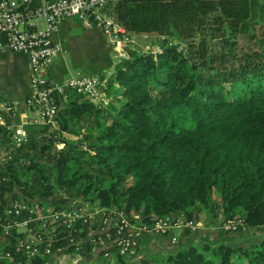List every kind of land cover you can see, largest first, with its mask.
Instances as JSON below:
<instances>
[{"label": "trees", "instance_id": "16d2710c", "mask_svg": "<svg viewBox=\"0 0 264 264\" xmlns=\"http://www.w3.org/2000/svg\"><path fill=\"white\" fill-rule=\"evenodd\" d=\"M106 13L126 35L153 37L159 52L122 59L106 79L105 105L70 95L57 103L56 130L3 148L0 222L16 199L57 209L80 200L143 223L199 214L239 221L221 235L264 226L262 1L118 0ZM86 230L61 231L50 257L72 252L67 237ZM193 234L175 233L174 251L132 261L110 248L98 264H264V239L249 248L180 243ZM6 237L0 264L48 259L28 257L23 234ZM90 247L82 242L79 256Z\"/></svg>", "mask_w": 264, "mask_h": 264}, {"label": "built area", "instance_id": "2783aa9c", "mask_svg": "<svg viewBox=\"0 0 264 264\" xmlns=\"http://www.w3.org/2000/svg\"><path fill=\"white\" fill-rule=\"evenodd\" d=\"M116 1L118 0H0V50L26 56L30 95L24 99L25 106L28 110L37 112L40 123L45 127L57 129L54 121L57 103L67 100L70 95L81 97L95 106L105 105L108 101L103 89L107 79L106 72L100 76H89L76 71L59 82L48 83L44 80L48 67L57 56L66 53L52 40L63 21L74 18L84 25L98 26L113 50L121 52L136 49L138 54L146 53L138 50L135 37L126 35L106 13L107 7ZM261 1L264 4V0ZM180 49L181 46L178 47ZM148 52L155 54L159 49L153 45ZM20 130L21 128L14 130L11 135L14 146L25 140L26 134ZM4 156L7 153L0 151V162ZM76 201L78 200L58 209L34 201H10L0 222V245H4L5 236L8 238L11 232L16 236L23 234L24 253L30 258L41 259L51 255L52 241L60 239L61 231L77 237L86 227V234L82 238L77 240L74 236L67 237L73 251L77 253L81 249V243L87 242L91 246L90 250L101 249L102 257L109 256L110 248L123 256L136 249L140 236L148 234L162 237L169 232L178 234L184 230L194 231L197 226L196 222L182 217L155 218L149 223H143L137 215L127 219L115 210L97 207L84 210L81 204H75ZM97 213L103 220L99 226H96ZM238 223L233 218L226 225L231 227L229 229H234ZM175 241L174 236L170 242ZM4 257L8 258V254Z\"/></svg>", "mask_w": 264, "mask_h": 264}, {"label": "crops", "instance_id": "0c3cea01", "mask_svg": "<svg viewBox=\"0 0 264 264\" xmlns=\"http://www.w3.org/2000/svg\"><path fill=\"white\" fill-rule=\"evenodd\" d=\"M52 40L66 53L57 56L48 67L45 73L48 83L59 82L76 71L89 76L99 75L106 67L113 64L116 66L126 56L124 51H116L108 46L107 39L98 26L84 25L74 18L63 21L53 34ZM135 40L153 46L150 44L153 40L151 36H137ZM29 92L26 56L0 50V145L2 148L6 144L5 139L9 138L19 125L26 134L34 131L33 127L25 123L30 113L24 109L23 101ZM192 236L180 237L179 241L184 245L191 244L189 241L193 239ZM149 241L144 247L149 253L172 252L177 248H173L166 237H156Z\"/></svg>", "mask_w": 264, "mask_h": 264}, {"label": "rangeland", "instance_id": "374dc122", "mask_svg": "<svg viewBox=\"0 0 264 264\" xmlns=\"http://www.w3.org/2000/svg\"><path fill=\"white\" fill-rule=\"evenodd\" d=\"M108 12H109V8H108ZM263 23H261L260 25H263ZM258 26H256L255 28H257ZM137 44V48L138 50L142 51V52H148L150 50V46L144 42H136ZM139 51V52H140ZM125 53V58H129L131 56H133L134 54H138V51L136 49L133 50H129V49H125L124 52ZM124 59V58H123ZM115 65L113 64L112 66H108L105 68L104 73L106 72V77L108 78L109 76H111L113 74V70L115 69ZM103 73V74H104ZM96 75V76H100ZM30 95V92H29ZM66 101V100H65ZM62 101V102H65ZM23 106L24 109L30 113V116L27 118L26 120V124H28L29 126L34 128V132L29 134V137H33L36 135H40L44 132H49L50 128L45 127L43 124L40 123L39 118H38V114L37 112L28 110L25 106V102L23 101ZM20 125L18 127H16L17 129H20ZM46 130V131H43ZM20 131H23L22 129ZM13 133V132H12ZM12 133L10 134L9 138H6V144H4V147L6 146H10V147H18L20 144L23 143H28L29 142V138L25 137V140L22 141L21 143H19L18 146H14L15 144L13 143V139H12ZM26 134V133H25ZM17 131H16V137H17ZM61 136H63L65 139H69V140H75V137L66 133H62ZM6 137H8V135H6ZM59 145H57L58 147ZM3 147V148H4ZM1 152L3 151V148L1 147ZM33 202V201H30ZM76 205L81 204L82 208L84 210H92L94 209L95 206H92L90 203L88 202H80V200L75 202ZM54 208V207H53ZM133 216V215H131ZM97 219V223L96 226H99L100 224L103 223V220L101 218V216L99 215V213H97L96 216ZM197 226L194 228L193 236H192V240H190L189 242L191 244L200 242V241H206L210 244H213L215 242H219V241H223V242H229V243H233L236 242L238 245L243 246L244 248H249L252 247L254 244H256L259 240L264 239V226H261L259 228H254V229H244L241 231H236L234 230V232H230L227 235H221L219 234L220 231H226L227 229L231 228V227H227L228 225L224 224H219V216H215L213 218L210 217H206L203 214H199L198 219H197ZM97 231V229H96ZM197 232V233H196ZM179 235V233H178ZM175 236V233L173 232H169L168 236L166 237V239L168 241L171 240L172 237ZM156 237H151V236H140L138 238V244L136 246V249L131 251L129 254L127 255H123L126 258H129L128 261H132L135 258H139L141 256H154L155 254L153 253H149L147 252V250L144 248L145 246H147L149 244V240L153 239ZM176 242V241H175ZM173 242V243H175ZM194 242V243H193ZM171 242V244H173ZM140 246V248H139ZM175 248V246L173 247ZM60 250V249H59ZM59 250L57 249V251L59 252ZM83 248L81 250H79L77 253L75 251L66 253V254H57V255H53V256H49L47 257L48 259L46 260V262L44 264H98L100 262H103L105 260L108 259L107 257H102V255L100 254L101 249L99 248H94L89 250V252L87 254H83V257L79 256V252H82ZM61 252V251H60Z\"/></svg>", "mask_w": 264, "mask_h": 264}, {"label": "water", "instance_id": "95a60500", "mask_svg": "<svg viewBox=\"0 0 264 264\" xmlns=\"http://www.w3.org/2000/svg\"><path fill=\"white\" fill-rule=\"evenodd\" d=\"M44 80H47V77L46 76H44Z\"/></svg>", "mask_w": 264, "mask_h": 264}]
</instances>
